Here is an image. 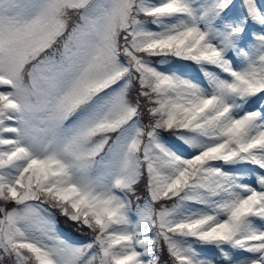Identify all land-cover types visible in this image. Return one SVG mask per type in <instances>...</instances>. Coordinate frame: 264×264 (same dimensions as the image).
<instances>
[{"label":"snow or ice","instance_id":"snow-or-ice-1","mask_svg":"<svg viewBox=\"0 0 264 264\" xmlns=\"http://www.w3.org/2000/svg\"><path fill=\"white\" fill-rule=\"evenodd\" d=\"M0 264H264V0H0Z\"/></svg>","mask_w":264,"mask_h":264},{"label":"trees","instance_id":"trees-1","mask_svg":"<svg viewBox=\"0 0 264 264\" xmlns=\"http://www.w3.org/2000/svg\"><path fill=\"white\" fill-rule=\"evenodd\" d=\"M59 227L62 234L71 237L73 240L82 241L87 239V237L83 235L74 224L66 222L64 218L59 219Z\"/></svg>","mask_w":264,"mask_h":264}]
</instances>
